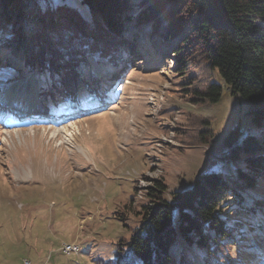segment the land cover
<instances>
[{
	"label": "rangeland",
	"instance_id": "rangeland-1",
	"mask_svg": "<svg viewBox=\"0 0 264 264\" xmlns=\"http://www.w3.org/2000/svg\"><path fill=\"white\" fill-rule=\"evenodd\" d=\"M50 2L86 9L80 0ZM140 2L130 0L128 12L146 5ZM152 22L137 27L126 23L124 38L135 33L134 45H115L122 42L115 38L108 54L103 48L97 51L85 36L69 39L71 33H56L58 28L52 32L57 38L36 36L41 49L35 56L50 55L59 63L55 72L50 66H23L22 48L0 51L2 58L8 55L7 63L16 66L19 60L21 66L0 64V95L15 105L12 110L0 106V264H115V258L125 264L117 252L138 225L142 206H151L147 194L156 181L165 184L168 199L191 188L203 173L234 178L244 169L246 153L232 155L223 139L236 127L241 135L253 130L248 101L232 94L217 69L205 67L197 55L184 71L175 69L171 48L176 41L160 42L157 34L151 35ZM24 31L27 36L36 32L28 25ZM113 52L118 55L115 65L109 58ZM77 70L95 89L93 94L85 86L77 93L72 80ZM209 77L222 91L218 101L205 104L193 99V90ZM50 80L56 86L50 83L48 88ZM65 90L72 93L66 92V100ZM58 105L73 111L67 109L71 113L65 115L56 111ZM196 122L207 138L199 145L188 134ZM255 182L251 197L264 194V178ZM247 207L234 210L233 216L240 212L248 239L236 236L229 251L232 260L225 264H249L252 245L264 251V211L257 208L260 212L250 215L244 212ZM66 242L80 245L79 253L63 254ZM193 257L194 264H203L198 254Z\"/></svg>",
	"mask_w": 264,
	"mask_h": 264
},
{
	"label": "trees",
	"instance_id": "trees-1",
	"mask_svg": "<svg viewBox=\"0 0 264 264\" xmlns=\"http://www.w3.org/2000/svg\"><path fill=\"white\" fill-rule=\"evenodd\" d=\"M80 3L86 7L84 11L65 3L52 5L50 0H0V51L12 46L22 48L26 56L22 58L23 66L30 70L36 65L50 66L51 72H55L59 63L50 55L42 52L35 56L41 49L36 36L45 38L47 33L57 38L52 32L58 28L56 33H71L69 39L85 36L97 51L103 48L106 54L115 38L122 39L115 45H128L135 40V33L131 39L124 38L128 32L126 23L137 27L151 20V35L157 34L160 42L176 41L171 48L175 69L184 71L191 56L197 55L205 67L217 69L232 94L248 101L253 130L241 135L236 127L223 139V145L233 149L232 155L246 153L244 169L240 168L234 178L216 172L203 173L191 188L175 191L168 199L163 196L165 184L156 181L154 190L147 194L151 206H142L138 225L120 248L122 252H117L125 264H194L193 253L201 257L203 264H225L227 259V263L231 262L229 251L238 239L236 236L248 239L242 231L240 212L233 216V211H242L247 205L248 211L244 212L250 215L259 213L257 208L264 211L263 192L251 197L255 181L264 178V0H141L142 6L146 5L134 13L128 12L130 0ZM27 25L36 32L27 36ZM117 56L116 52L109 56L114 65ZM6 57L0 56V64L10 67ZM101 77L97 83H101ZM72 80L85 78L77 70ZM221 91L222 86L209 77L203 86L193 90V99L214 103ZM44 94L49 92L45 90ZM199 123H194L189 129L194 130L188 132L196 145L207 139L205 130H199ZM250 255L247 262L256 264L264 257V251L252 245ZM114 262L120 264L118 258Z\"/></svg>",
	"mask_w": 264,
	"mask_h": 264
},
{
	"label": "bare ground",
	"instance_id": "bare-ground-1",
	"mask_svg": "<svg viewBox=\"0 0 264 264\" xmlns=\"http://www.w3.org/2000/svg\"><path fill=\"white\" fill-rule=\"evenodd\" d=\"M21 61H22V60H21ZM9 64H10V63H9ZM15 64H17L16 66H18V67L14 66L13 64H11V66L16 67V68H18V69L21 67V66L19 67V65H18V64H20V63H19V60H17V63H15ZM50 83H51V82H49V85L47 86L48 88L50 87ZM52 84L55 85L54 83H52ZM55 86H56V85H55ZM3 96H4V93H3L2 95H0V101L9 102V100L5 98V97H7V96H5V97H3ZM13 97H14L15 99L18 98V97L16 98V96H13ZM21 99H22V98H21ZM28 99L30 100V97H28ZM34 100H35V99H34ZM9 103H11V102H9ZM12 103H13V102H12ZM37 104H39V103H37ZM66 113H67V112H66ZM68 113H69V112H68ZM62 130H64L63 133H64V136H65L66 140H67V141H70L69 133L66 132V130H65L64 128H63ZM54 134H55V132H54ZM66 243H67V242H66ZM62 253L67 255V251H66V250H62Z\"/></svg>",
	"mask_w": 264,
	"mask_h": 264
},
{
	"label": "built area",
	"instance_id": "built-area-1",
	"mask_svg": "<svg viewBox=\"0 0 264 264\" xmlns=\"http://www.w3.org/2000/svg\"><path fill=\"white\" fill-rule=\"evenodd\" d=\"M61 250H66L67 255L78 254L80 250V245L76 243H64L61 247Z\"/></svg>",
	"mask_w": 264,
	"mask_h": 264
}]
</instances>
